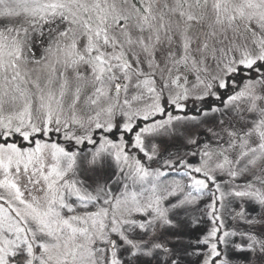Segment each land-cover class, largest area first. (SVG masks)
<instances>
[{
  "label": "snow or ice",
  "instance_id": "snow-or-ice-1",
  "mask_svg": "<svg viewBox=\"0 0 264 264\" xmlns=\"http://www.w3.org/2000/svg\"><path fill=\"white\" fill-rule=\"evenodd\" d=\"M0 264H264V0H0Z\"/></svg>",
  "mask_w": 264,
  "mask_h": 264
}]
</instances>
